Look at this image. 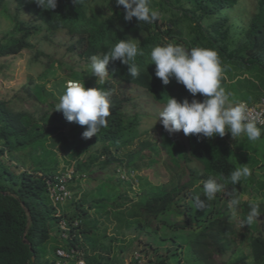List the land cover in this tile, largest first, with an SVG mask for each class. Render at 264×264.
Segmentation results:
<instances>
[{
	"label": "trees",
	"instance_id": "1",
	"mask_svg": "<svg viewBox=\"0 0 264 264\" xmlns=\"http://www.w3.org/2000/svg\"><path fill=\"white\" fill-rule=\"evenodd\" d=\"M4 1L0 0V4ZM13 1L16 9L27 13L37 25L15 21L14 29L20 37L5 44L0 42V59L32 50L33 46L29 40L41 30L49 34L63 32L72 40L69 51L76 53L87 63L92 56L106 53L121 39L136 42L144 55L136 59L141 71L138 78L130 77L128 66L116 60L110 61L106 66L110 75L105 84L99 85L96 80L95 83L85 86L86 89L101 87L112 91L108 127L93 136L102 146L93 158L87 157L89 161H78L83 154L88 153L89 141L82 138L86 126L72 122L66 131L62 128V118H51L45 114L37 120L26 112L13 111L7 102L0 100V264H27L32 259L33 264H54L55 251L60 246L66 249L70 246L78 248L85 264H125L120 259L110 257L109 250L101 242V239L107 237L108 229L104 221L108 222L110 218L116 221L114 228L118 231L134 227L140 232H145L153 220L169 229H187L193 224L196 225L198 231L189 244L199 264H212L214 253L224 255L230 249L228 237L236 238L240 235V242L247 243L251 261L242 256L232 264H264V237L258 230L253 234L250 229H237L224 222L222 216H217L207 225H203L199 216H202L204 211L192 209L195 195L204 198L203 181L221 174L230 176L239 166L226 142L219 136H185L188 157H185L184 161L198 162L202 172L185 169V178L178 185L158 194L144 195L128 209H124V204L114 202L113 206L119 209L114 213L106 211L104 204L107 198L102 190L104 186L96 195L89 196L93 197L97 204L92 201L87 205L91 200H88L89 194L84 192L81 195L75 194L76 196L65 202L69 206L64 211L60 210L64 204L54 206L51 203L45 185V179L58 172L56 167L59 163L54 160V153L49 154L45 146L63 154L69 163L68 168L73 169L77 175L89 170L95 162L102 170L114 165L115 169L136 168L135 158L142 151H134L124 160L116 157L122 149L133 143L139 127V118L126 117L123 112L125 102L114 95L113 83L139 88L160 105L167 102L168 96L178 102L185 98L189 101L193 99L187 89L174 79H171L168 85H163L155 76V65L150 64V52L155 46L171 42L187 49L202 47L216 50L223 68L221 86L230 93V99L233 103L245 101L250 106L256 105L262 96L258 94L255 83L244 78L242 73L250 68L264 72V0H257V11L243 31L246 41L235 47L229 44L228 19L219 14L224 8L234 7L237 0H189V8H184L176 1L177 8L174 9H177L178 13H171L167 24L161 16L152 24L137 22L135 17L126 22L123 19L122 6H113L111 2L109 4V0H83V3L78 5L72 0H58L54 10H43L32 0ZM206 21L211 22L206 24ZM184 29L187 30L186 39ZM73 80H79V76L75 75ZM24 90L28 96L33 93L29 86H25ZM234 96L237 97L236 100H233ZM39 97H52V94H48L44 87H39L36 98ZM195 98L203 99L200 94ZM166 134L171 141L175 140L172 135L167 132ZM34 147L46 154V161L35 162V154L30 151ZM143 147H146V144H142L141 148ZM26 151L31 154L28 153L27 156ZM22 155L27 156L28 161L34 164L32 170L24 169L20 161ZM102 157L105 158L104 161L99 162ZM72 162H75L74 166L71 165ZM74 182L75 180L69 184V188ZM127 182L132 181L118 179L119 184H129ZM245 182L242 179L237 185L229 184L224 191L227 194L234 191L238 197V191ZM199 186L202 188L198 189ZM123 195L121 197L127 200L128 197ZM229 197L231 199L230 195ZM250 203L253 202L240 203L236 209H240L243 216L247 217ZM257 204L260 216H264V202ZM213 212L208 209L206 215L212 216ZM170 214L185 217V222L178 225L165 220ZM62 219L70 228L67 238H64V232L58 225ZM75 221L79 222L76 228L72 226ZM252 224L253 227L256 226V222ZM262 226L264 227V221ZM134 239L136 246H139L140 241L141 248L131 256L138 253L143 260L149 258L151 263L168 264L170 256L176 254L169 248L159 252L153 244ZM48 242L52 243L51 261L39 251ZM153 253H156V257L151 260ZM175 264H182V258Z\"/></svg>",
	"mask_w": 264,
	"mask_h": 264
},
{
	"label": "rangeland",
	"instance_id": "2",
	"mask_svg": "<svg viewBox=\"0 0 264 264\" xmlns=\"http://www.w3.org/2000/svg\"><path fill=\"white\" fill-rule=\"evenodd\" d=\"M176 1L184 8L190 7L189 0H150V7L158 11L167 24L171 18V13H178L177 9H174L177 8ZM111 3L116 6L114 0ZM256 11L257 0H237L234 7L222 9L219 15L228 19L230 45L235 47L246 41L243 31L247 28ZM15 21L27 25H37L27 13L16 9L13 0H5L0 4V42L2 44L20 37V34L14 29ZM210 22L206 21V24ZM183 31L186 39L187 30L184 29ZM29 41L33 46L32 50L22 51L15 56L0 59V100L7 102L13 111L26 112L37 120L45 114L51 118H62L64 125L62 128L68 131L72 122L66 121L61 112L52 111L60 95L63 94L66 82L73 80V77L78 75L79 80H82L84 86H87L89 83H95L97 78L91 75L88 70L90 62L83 61L76 53L69 51L72 40L63 32L49 34L47 31L41 30ZM242 74H244V78L246 77L255 83L258 94L264 98V72L257 68H250L244 70ZM25 86H29L33 91L30 96L24 90ZM39 87H44L48 94H52V97H39L37 99ZM113 87L114 95L125 102L123 112L126 117L137 116L139 118V127L133 143L116 155L118 159L124 160L127 155L134 151H142L134 161L136 165V168L133 169L134 178L132 182H127L130 185L119 184L115 165L102 170L99 169V164L95 162L89 167V170L78 175V179L72 183L69 189L72 198L84 194V192L89 194L88 200H91L87 204L89 205L92 201L95 202V199L89 196L96 195L99 189L104 186L102 190L104 197L107 198V202L104 204L107 208L106 211L114 213L119 210L113 206L114 202L124 204V209H128L132 203L138 202L144 195L158 194L178 185L185 178V169L202 172V168L196 161H184L185 157H188V146L182 130L172 134L175 140L171 141L162 125L159 122L155 124L156 115L163 105L155 103L145 91L139 88L120 83H113ZM236 99L237 97L234 96L233 100ZM261 129L264 132V127ZM87 140L89 141L88 153L83 154L78 161L82 162L86 159L89 161L87 157L93 158L102 146L95 137ZM223 140L235 158V162L239 165L238 167L247 166L251 170V175L244 178L246 182L238 191L240 203L264 202V168H262L264 164V135L255 142L248 141L245 137L233 140L230 134H226ZM142 144H146V147L141 148ZM45 147L49 150V154L54 153V155L52 154L54 160L59 162L56 171L69 167V163L63 154ZM35 149L34 147L30 150L35 154V162L46 161V154L39 148ZM30 151H26L27 156ZM27 156L22 155L20 161L24 169L32 170L34 164L32 165L28 161ZM104 159V157L100 158L99 162H103ZM71 165L74 166L75 162H72ZM201 188V186L198 187V189ZM123 194L128 197L127 200L121 197L124 196ZM229 200L230 197L224 190L216 194L215 199L208 202L207 208L202 210L204 213L199 216L200 221L202 220L201 223L207 225L217 216H222L223 221L227 224L233 225L237 229H250L253 234H256V230H258L264 237V227L262 226L264 216H259L254 221L256 222L255 227L253 224L242 227L241 221L246 217L243 216L240 209L233 211L229 207ZM68 206V203H64L60 210L65 211ZM208 209L214 211L212 216L206 215ZM165 220L181 225L185 222V217L170 214L165 217ZM104 224L108 229L107 237L101 239V242L109 250V256L112 258L120 259L124 263L127 262L131 254L141 248L140 241L139 246H136L134 238H138L153 244L159 249V252L165 248L176 252L170 256L168 264H175L179 258H182V264H199L189 244L198 231L194 224L187 229L180 227L169 229L153 220L148 231L145 232H140L134 227L124 231L115 230L116 221L113 218H110L108 222L104 221ZM240 239V235L236 238L228 237L230 249L224 255L214 253L211 259L212 264H232L242 256L251 261L247 243L246 241L241 243ZM51 245L52 243L48 242L39 250L40 254H45L49 261L53 259ZM155 257L156 253H153L150 258L154 260ZM144 259L146 264H154L149 262V258Z\"/></svg>",
	"mask_w": 264,
	"mask_h": 264
},
{
	"label": "clouds",
	"instance_id": "3",
	"mask_svg": "<svg viewBox=\"0 0 264 264\" xmlns=\"http://www.w3.org/2000/svg\"><path fill=\"white\" fill-rule=\"evenodd\" d=\"M43 10H54L58 0H32ZM75 5L82 4L83 0H72ZM111 0H109L110 4ZM117 7L123 8V19L152 24L160 19V13L150 7V0H114ZM135 40V39H133ZM144 53L138 44L132 41L119 40L106 53L94 55L90 58L88 70L97 78L99 85L105 84L110 73L107 65L110 61L119 60L127 65V72L132 78L141 74L136 63L138 56ZM150 64L155 65L154 74L163 85H168L171 79L182 84L191 94L189 101L169 97L162 109L157 113L155 124L159 122L169 135L182 130L185 136L197 135L203 138L219 136L223 138L230 134L233 140L245 137L248 141H258L262 136V129L258 122H264L260 114H251L247 102L233 103L230 93L221 86L223 68L214 49L193 47L185 48L183 45L167 43L155 46L150 52ZM197 94L203 97L197 100ZM112 91L101 87L85 88L82 80H68L63 94L52 111L61 112L68 122L86 126L82 138L87 140L97 135L101 129L108 127V117L111 115ZM251 175L247 166L236 168L230 176L219 175L209 177L203 181V199L196 196L193 200L195 210H203L207 203L213 201L216 194L226 190L227 186L237 185L242 179ZM231 199L229 207L236 210L240 200L234 191L228 193ZM246 219L241 226L251 225L260 215L257 203L249 204Z\"/></svg>",
	"mask_w": 264,
	"mask_h": 264
},
{
	"label": "built area",
	"instance_id": "4",
	"mask_svg": "<svg viewBox=\"0 0 264 264\" xmlns=\"http://www.w3.org/2000/svg\"><path fill=\"white\" fill-rule=\"evenodd\" d=\"M248 107L251 110V114H260L264 117V98H261L258 104L251 106L248 105ZM257 126L260 128L264 127V122H258ZM116 176L120 181H132L134 178V171L117 168ZM76 179H78V175L73 169L68 167H64L52 177L45 179L47 193L54 206L63 205L65 202L72 199L69 184ZM58 225L64 232V238H67V233H69L70 228H68L66 222L62 219L59 221ZM78 225V221H75L72 224L74 228L78 227ZM54 264H85V261L82 252L75 246H70L67 249L60 246L55 251ZM125 264L146 263L141 255L134 253Z\"/></svg>",
	"mask_w": 264,
	"mask_h": 264
},
{
	"label": "water",
	"instance_id": "5",
	"mask_svg": "<svg viewBox=\"0 0 264 264\" xmlns=\"http://www.w3.org/2000/svg\"><path fill=\"white\" fill-rule=\"evenodd\" d=\"M27 264H33V259L31 260V262H30V263H27Z\"/></svg>",
	"mask_w": 264,
	"mask_h": 264
},
{
	"label": "crops",
	"instance_id": "6",
	"mask_svg": "<svg viewBox=\"0 0 264 264\" xmlns=\"http://www.w3.org/2000/svg\"><path fill=\"white\" fill-rule=\"evenodd\" d=\"M258 103H259V102H258ZM258 103H257V104H258Z\"/></svg>",
	"mask_w": 264,
	"mask_h": 264
}]
</instances>
